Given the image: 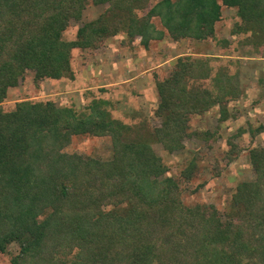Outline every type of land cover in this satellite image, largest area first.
I'll return each mask as SVG.
<instances>
[{"label": "trees", "instance_id": "obj_1", "mask_svg": "<svg viewBox=\"0 0 264 264\" xmlns=\"http://www.w3.org/2000/svg\"><path fill=\"white\" fill-rule=\"evenodd\" d=\"M108 10L62 41L68 20L85 0H0V253L16 243L10 264H264V146L248 148L254 179L237 186L232 212L187 207L179 181L155 153L184 149L194 136L191 116L218 109L219 122L233 118L229 103L241 97L238 74L210 65L212 57H178L156 82L158 127L113 119L109 102H91L83 112L52 101H21L4 109L9 89L27 71L36 81L71 77L70 51L97 47L124 33L145 48L160 40L157 18L174 41L215 37L222 6L237 9L253 55L264 59V0H162L144 16L147 0H97ZM107 14H110L107 16ZM264 124L247 125L227 139L228 161L244 150ZM108 137L111 157L68 154L72 138ZM195 162L180 172L192 179Z\"/></svg>", "mask_w": 264, "mask_h": 264}, {"label": "rangeland", "instance_id": "obj_2", "mask_svg": "<svg viewBox=\"0 0 264 264\" xmlns=\"http://www.w3.org/2000/svg\"><path fill=\"white\" fill-rule=\"evenodd\" d=\"M161 1L147 0L146 8L140 10L138 16H144ZM108 7L107 2L85 0L80 15L68 20L62 41H75L78 30L104 14ZM220 12L215 37L203 42L174 41L154 18L152 24L162 32V37L151 41L147 48L140 44L138 37L131 43L126 34L118 33L105 38L95 48L73 49L70 51L71 77L36 81L35 71H27L18 85L8 90L3 107L11 109L21 101H52L58 107L81 113L91 102L104 100L109 102L107 110L113 119L126 125L143 121L154 128L160 125L155 117L159 102L156 82L168 76L176 59L185 56L217 58L210 62L214 71L223 68L230 74H238L241 97L230 102L228 107L233 118L220 123L217 108L191 116L189 133H207L211 138L207 141L194 136L185 138L184 149L173 153L159 145H155L154 150L167 168V175L179 181L185 206L214 207L224 217L229 216L237 186L254 179L247 150L264 146V133L251 141L246 132L235 141L244 150L233 161L226 157L227 139L239 128L264 124V59L252 54V46L245 39L249 34L235 33L242 24L237 9L222 6ZM111 148L108 137L81 136L72 138L65 152L109 160ZM192 162L196 166L193 177L185 182L180 172ZM18 253L17 244H10L0 253V264H10Z\"/></svg>", "mask_w": 264, "mask_h": 264}, {"label": "crops", "instance_id": "obj_3", "mask_svg": "<svg viewBox=\"0 0 264 264\" xmlns=\"http://www.w3.org/2000/svg\"><path fill=\"white\" fill-rule=\"evenodd\" d=\"M138 38L140 39V37H138ZM153 41H154V40H153ZM143 47H144V46H143ZM144 48H145V47H144ZM146 48H147V47H146ZM162 65H163V64H162ZM162 65H161V66H162Z\"/></svg>", "mask_w": 264, "mask_h": 264}]
</instances>
